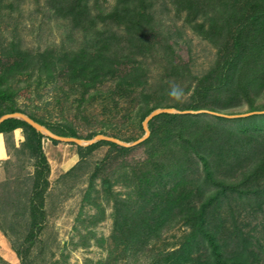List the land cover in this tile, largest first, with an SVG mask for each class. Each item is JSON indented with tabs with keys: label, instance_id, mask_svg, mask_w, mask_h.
I'll use <instances>...</instances> for the list:
<instances>
[{
	"label": "rangeland",
	"instance_id": "obj_1",
	"mask_svg": "<svg viewBox=\"0 0 264 264\" xmlns=\"http://www.w3.org/2000/svg\"><path fill=\"white\" fill-rule=\"evenodd\" d=\"M102 1L106 10L117 2ZM151 1L157 24L162 27L163 37L158 40L170 37L168 44L174 46L167 50L158 44V49L148 52V56L136 54L135 59L142 62L146 71V88L159 90L165 105L183 107L192 101L197 79L212 68L218 49L197 35L186 23L187 12L178 11L172 0ZM43 3L44 0H21L17 5L15 0H6L3 6L14 7L0 10L1 59H7L8 53L17 50L44 52L62 46L76 50L85 46L86 41H94L91 35L71 29L68 20L47 13ZM105 27L100 24L99 31L94 30L100 51L111 57L130 53L126 41L119 48L105 44L111 37V30ZM113 31L120 38L127 35L124 27L114 26ZM169 61L181 65V72L169 73ZM214 77L212 74L211 78ZM28 80L26 74H20L3 82L12 92H17L14 98L21 110L44 118L50 125H73L85 141L93 139L84 138L97 132H117L120 139L133 138L130 142L118 140L132 143L128 147L135 148L115 156L117 152L112 146L101 143L80 161L77 144L71 141L54 144L45 134L43 149L50 170L43 223L36 228L38 232L34 229L31 240L27 238L30 228L24 220L6 224V233L0 230V264H170L169 259L181 264L180 258L187 256L192 257L188 261L182 258L185 264H205L211 248L206 233L212 234L224 259L232 260L233 264H264V203L257 198V193L264 190V132L238 134L232 125L208 116H244L250 105L237 106L234 101L235 105L222 107V100L214 99L219 105H215L217 111L182 112H206V118L213 121L210 125H180L181 128L174 130L177 134L172 133L168 138L162 124L157 123V134L139 146L150 136L144 124L146 119L140 124L131 123L122 111L105 113V107H114L109 100L103 102L102 96L93 103L83 104L77 91L69 90L66 82L54 81L39 87ZM189 84L192 88L186 91ZM111 86L112 83H107L100 90L106 92ZM0 89H3L1 85ZM262 104L264 97H257L254 106ZM169 110L180 112L177 108ZM179 136L191 138L192 151L189 144L176 143ZM182 150L187 153L184 155ZM223 152L226 154L221 158ZM10 156V163L0 165V178L15 181L12 186H22V191L32 189L33 161L28 154ZM202 157H208L211 162L216 160L217 164L223 163L222 159L228 160L226 163L238 160L229 167L226 163L216 167L218 173L213 176L226 187L230 185L233 191H220L214 198L213 193L219 188H213L210 193V185L202 182L205 176ZM161 167L164 170L158 178ZM121 171L130 177L145 173L143 181L148 184L138 186L141 189L138 191L133 181L135 184L127 188L125 173ZM43 182L42 176L39 188ZM108 185L110 191L106 190ZM259 205H262L260 209Z\"/></svg>",
	"mask_w": 264,
	"mask_h": 264
},
{
	"label": "trees",
	"instance_id": "obj_2",
	"mask_svg": "<svg viewBox=\"0 0 264 264\" xmlns=\"http://www.w3.org/2000/svg\"><path fill=\"white\" fill-rule=\"evenodd\" d=\"M116 1L114 6L106 10L102 7L104 2L102 0H44L43 4L47 13L61 20H68L71 29L83 32L85 36L91 35L92 38L94 37V41L91 43L86 41L85 46L76 50H66L62 46L60 49L53 48L44 52L17 50L13 54L8 53V57L2 54L7 59L3 60L0 57V85L3 87V89H0V118L7 114L23 113L56 135L83 139L73 125H50L44 118L26 113L16 106L17 100L14 97L17 92H12L10 86L8 84L4 86L3 82L9 76L12 78L13 75L26 74L29 78V83L36 82L39 87L51 84L54 81H59L63 84L66 82L69 90L74 88L77 91V96L83 104L85 102L93 103L99 98L98 96H102L103 102L107 103L109 100L112 102V105L111 103L110 105L114 107L108 109L105 107V113L113 112L114 110L122 111L124 113L123 117L132 120L131 123L134 121L138 122V124L142 123L153 111L160 108H177L180 111L163 112L149 120L150 136L141 142L139 146L151 141V136L157 134V130H159L157 123L162 124L161 127L165 129L163 132L168 133V138L172 133H176V129L181 128V126L198 125L200 123L210 125L208 123L213 121L206 118V115H208L206 112L199 114L182 112L197 110L217 111L219 108L215 106L217 105V100L214 99H221L222 107L235 105L234 101H237V106L246 103L250 105V110L245 113L247 115L236 118L227 117L225 114L208 115L209 117L220 123L225 122L226 125H232L234 131L238 132V134H263L264 104L254 106V101L257 97H264V0H172L177 5L178 11L187 12L186 23L192 27L197 35L212 42L218 49L217 59L212 68L197 79L193 89L194 96L192 101L183 107L165 105L163 102L164 95L160 94L159 90L150 91L146 88L147 78L144 76L146 71L142 68V62L135 59L136 54H141L144 57L148 56V52L158 49V44V46L166 47L167 50H172L174 46L173 44H168L170 37L162 38L161 41L158 40L160 36L163 37L160 31L162 27L157 24L152 10V1ZM15 2L18 5L21 0H15ZM5 3L6 0H0V10H3L2 7L6 9L14 7L13 4L3 6ZM199 17H201V21ZM100 24H104L109 29L108 31L111 30V37L105 40L107 41L105 44H111V47L119 48L120 44L126 41L128 44L126 46L130 48V53L123 56L117 55L116 57L104 55L99 49L100 44L95 43L97 35L95 36L96 32L94 30L97 29L99 31L98 26ZM114 26L117 28L124 27L127 35L120 38L119 33L113 31ZM10 60H12L11 63ZM169 63L171 66L168 69L169 73L178 74L181 72V65L171 61ZM212 74H215L214 78H211ZM107 83H112V86L108 87L106 92L101 91L100 88ZM190 85H188L186 91L192 88ZM86 95L87 98H85ZM122 100H125V102L122 103ZM89 103H86V105ZM133 110H135L134 114H132ZM223 126L221 125V127ZM17 128H22L25 135V141L19 148L11 140V133ZM0 133L5 136V145L9 154H28V158L34 163V175H32L33 173L31 174L34 177H30L33 180L32 189L22 191V186L17 187L18 185H16L13 187L12 183H15V181H10L9 179L0 182V230L6 233V224L14 225L16 220H24L30 228V234L27 238L31 240L35 236L34 229H39L41 223H43L46 191L49 187L50 164L43 149L45 134L26 121L16 117L3 120L0 123ZM98 134H107L110 137L120 139L117 132L108 134L105 131L91 134L84 139H91ZM48 139L54 143L60 142L52 137H48ZM120 140L130 142L134 139ZM180 141L184 142L183 146H185L192 140L190 137L179 136L176 143L178 144ZM101 143L112 146L114 151L116 150L117 152L115 156H122L135 148L121 146L107 140L88 146L77 145L80 161H83L85 156ZM189 146L192 151L190 144ZM186 153L185 151L183 152L184 155ZM225 154L223 152L221 158ZM222 160L223 163L217 164L216 160L211 162L208 157H202V171H204L205 175L202 182L210 185L208 187L210 193H213V188H219L213 193L214 198L219 195L220 191L231 192L234 190L230 185L226 187L222 180L213 178L218 173L216 167L222 166L228 161L224 162L225 159ZM10 162L8 160L6 163ZM237 162L238 160L236 159L235 162L230 161L226 163V167ZM119 164L120 168L123 169L124 163L121 162ZM162 170L164 169L161 167L158 171V178ZM199 171L200 169L197 170V172ZM120 173H125L124 181L127 188L135 184L133 181H136L135 187L138 191L141 190L138 186L141 187L143 184H148L143 181L145 173L144 175L139 173L132 177L128 176L125 171ZM42 176L44 182L43 186L39 188ZM115 180L116 182L119 181L118 179ZM109 185L106 188L107 191L111 190ZM143 188V192H146L145 186ZM131 191L132 189H130ZM257 194V198L264 203V190ZM261 206L259 205V209ZM199 217L204 218V215L199 214ZM204 235L210 238L209 242L211 245L208 261L205 264L234 263L232 260L224 259L222 250L219 248L217 241L211 236V233ZM191 257L182 258L188 261ZM182 258H180L181 264H185V260H182ZM169 261L170 264H174L170 259Z\"/></svg>",
	"mask_w": 264,
	"mask_h": 264
},
{
	"label": "water",
	"instance_id": "obj_3",
	"mask_svg": "<svg viewBox=\"0 0 264 264\" xmlns=\"http://www.w3.org/2000/svg\"><path fill=\"white\" fill-rule=\"evenodd\" d=\"M163 112H172L171 110L169 109H160V110H155L153 111L145 120V128H146V131L149 133V129L147 127V124L149 122V120H151L154 116L160 114V113H163ZM247 115V114H246ZM10 117H16V118H20L24 121H26L27 123H29L30 125H32L33 127H35L37 130H39L40 132H42L43 134H47L49 137H52L54 139H57V140H60V141H71L77 145H85V146H88V145H91L93 143H96L98 141H101V140H107V141H110V142H115V143H119L120 144L122 143L124 146L128 147L130 145H133L132 143H124V142H121L120 140H118L117 138H114V137H110V136H105L103 134H98L96 135L93 139L91 140H88V141H85V140H82L80 138H75V137H62V136H59V135H56L54 134L53 132L49 131L46 127H44L43 125L39 124L38 122H36L35 120H33L32 118H30L29 116L23 114V113H13V114H7V115H4L0 118V123L7 119V118H10ZM147 133V135H148ZM146 138V136L144 137ZM140 142V141H138ZM137 142V143H138Z\"/></svg>",
	"mask_w": 264,
	"mask_h": 264
},
{
	"label": "crops",
	"instance_id": "obj_4",
	"mask_svg": "<svg viewBox=\"0 0 264 264\" xmlns=\"http://www.w3.org/2000/svg\"><path fill=\"white\" fill-rule=\"evenodd\" d=\"M11 140L14 143V145L17 148H19L22 145V143L25 141L24 130L22 128L15 129L11 133ZM51 142L54 143L53 141H51ZM54 144H56V143H54ZM11 157L12 156H10V154L6 148V145H5V136L3 133H0V165L2 166V164L6 163L8 160H10ZM3 180H2V178H0V182Z\"/></svg>",
	"mask_w": 264,
	"mask_h": 264
}]
</instances>
